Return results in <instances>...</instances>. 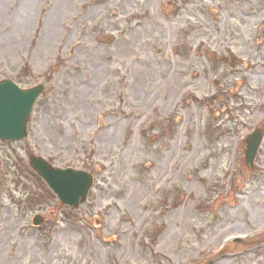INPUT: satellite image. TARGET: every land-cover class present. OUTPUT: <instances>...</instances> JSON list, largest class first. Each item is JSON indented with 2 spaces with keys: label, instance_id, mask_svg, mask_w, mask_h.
Wrapping results in <instances>:
<instances>
[{
  "label": "rangeland",
  "instance_id": "374dc122",
  "mask_svg": "<svg viewBox=\"0 0 264 264\" xmlns=\"http://www.w3.org/2000/svg\"><path fill=\"white\" fill-rule=\"evenodd\" d=\"M4 78L44 91L0 140V264H264V0H0ZM29 155L90 170L87 199Z\"/></svg>",
  "mask_w": 264,
  "mask_h": 264
},
{
  "label": "water",
  "instance_id": "95a60500",
  "mask_svg": "<svg viewBox=\"0 0 264 264\" xmlns=\"http://www.w3.org/2000/svg\"><path fill=\"white\" fill-rule=\"evenodd\" d=\"M238 87V86H237ZM41 86L21 89L10 80L0 81V138L16 140L25 134V125L33 102L41 92ZM261 131H254L247 139L246 161L251 166L261 140ZM31 166L47 181L63 203L77 206L83 201L91 183L85 172L71 169H53L40 157L30 158ZM41 221L39 216L33 223ZM94 219V224H99ZM107 240L112 237L106 238Z\"/></svg>",
  "mask_w": 264,
  "mask_h": 264
},
{
  "label": "bare ground",
  "instance_id": "6f19581e",
  "mask_svg": "<svg viewBox=\"0 0 264 264\" xmlns=\"http://www.w3.org/2000/svg\"><path fill=\"white\" fill-rule=\"evenodd\" d=\"M56 10H57V11H58V13H59V11H60V10H58V9H56Z\"/></svg>",
  "mask_w": 264,
  "mask_h": 264
}]
</instances>
